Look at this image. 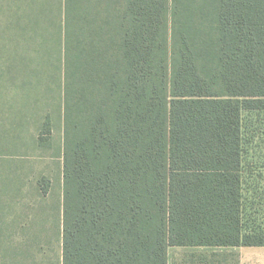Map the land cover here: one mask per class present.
Returning <instances> with one entry per match:
<instances>
[{"label":"trees","instance_id":"trees-1","mask_svg":"<svg viewBox=\"0 0 264 264\" xmlns=\"http://www.w3.org/2000/svg\"><path fill=\"white\" fill-rule=\"evenodd\" d=\"M62 73L63 264L264 247L242 187L243 112L264 110V0H64ZM52 133L48 112L40 144Z\"/></svg>","mask_w":264,"mask_h":264},{"label":"crops","instance_id":"crops-1","mask_svg":"<svg viewBox=\"0 0 264 264\" xmlns=\"http://www.w3.org/2000/svg\"><path fill=\"white\" fill-rule=\"evenodd\" d=\"M63 59L64 0H0V156L18 148L30 124L40 123L29 138L45 147L39 131L45 120L46 72L52 76ZM62 75L61 69L60 90ZM2 189L0 264H63V217L60 222L51 214L24 212L16 202L15 211L3 212ZM242 247L170 246L168 264H264V254L254 258L228 250Z\"/></svg>","mask_w":264,"mask_h":264},{"label":"rangeland","instance_id":"rangeland-1","mask_svg":"<svg viewBox=\"0 0 264 264\" xmlns=\"http://www.w3.org/2000/svg\"><path fill=\"white\" fill-rule=\"evenodd\" d=\"M60 68L62 69L61 62ZM60 68L53 69L54 74L50 77L46 72L45 80L46 99L43 113L46 115L50 112L53 117L51 145L37 147L29 137L36 133L40 123L30 124L29 131L23 133V140L18 148H13L11 155L7 152L6 156H0V190L2 187L5 202L1 209L3 212L15 211L16 206L13 203L16 202L20 203L21 211L51 214L62 222L63 101L62 90L59 89L60 84L57 81ZM48 72L50 74L49 69ZM40 116L41 111L38 115L39 122ZM242 119L244 223L247 230L264 232V110L244 111ZM44 177L49 180L47 193H44L39 184V180ZM6 202H8L7 206ZM54 246L56 247L55 244ZM228 250H237L235 254L248 252L254 258H257L259 254H264V247L245 246Z\"/></svg>","mask_w":264,"mask_h":264}]
</instances>
